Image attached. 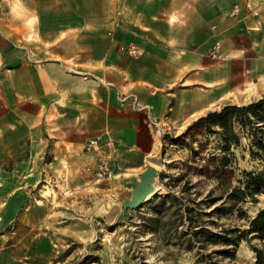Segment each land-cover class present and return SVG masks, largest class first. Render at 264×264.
I'll return each instance as SVG.
<instances>
[{"label":"crops","instance_id":"obj_1","mask_svg":"<svg viewBox=\"0 0 264 264\" xmlns=\"http://www.w3.org/2000/svg\"><path fill=\"white\" fill-rule=\"evenodd\" d=\"M215 41L219 58L207 54ZM126 43L141 53L128 56ZM259 81L264 0H0L7 155L70 123L79 141L99 134L104 155L138 180L156 130L182 126Z\"/></svg>","mask_w":264,"mask_h":264},{"label":"rangeland","instance_id":"obj_2","mask_svg":"<svg viewBox=\"0 0 264 264\" xmlns=\"http://www.w3.org/2000/svg\"><path fill=\"white\" fill-rule=\"evenodd\" d=\"M244 86L211 110L264 96V81ZM198 117L156 130L147 165L159 188L136 207L126 200L140 175L120 172L99 134L79 141L76 125L64 123L67 130L15 154L0 149V264H259L252 247L264 250V239L240 232L264 208V189L255 201L227 198L248 171L264 176V159L250 152V124L236 123L239 143L225 149L217 132L194 124ZM94 137L99 146L88 149Z\"/></svg>","mask_w":264,"mask_h":264},{"label":"trees","instance_id":"obj_3","mask_svg":"<svg viewBox=\"0 0 264 264\" xmlns=\"http://www.w3.org/2000/svg\"><path fill=\"white\" fill-rule=\"evenodd\" d=\"M247 122L250 124L246 130V135L250 139V152L264 159V96L243 105L227 103L219 109L210 110L199 116L194 124L208 131L217 132L224 143V148L227 149L231 144L239 143V134L235 130L236 123L244 128ZM214 126L218 128H213ZM246 175L248 179L244 187L234 186L227 193V198L234 202L233 205L247 198L255 201L254 193L264 189L262 173L248 171ZM251 232L264 239V208L250 219L249 226L240 232V237L246 238ZM252 248L256 255L255 262L264 264V250L256 246Z\"/></svg>","mask_w":264,"mask_h":264},{"label":"water","instance_id":"obj_4","mask_svg":"<svg viewBox=\"0 0 264 264\" xmlns=\"http://www.w3.org/2000/svg\"><path fill=\"white\" fill-rule=\"evenodd\" d=\"M157 174V169L153 165H147L145 169L141 172L139 181L133 190V195L131 199H127V203L130 206H139L142 201L146 199L148 193L154 189L152 182Z\"/></svg>","mask_w":264,"mask_h":264},{"label":"built area","instance_id":"obj_5","mask_svg":"<svg viewBox=\"0 0 264 264\" xmlns=\"http://www.w3.org/2000/svg\"><path fill=\"white\" fill-rule=\"evenodd\" d=\"M237 11H238V8L236 6L232 10V13H237ZM119 47L125 54H127L128 56H131V57L138 56L141 53L140 49L133 43L121 44ZM219 49H220V43H219V41H215V43L213 44L212 47L209 48L207 53L211 57L219 58V57H221ZM98 146H99L98 137H94V138L89 139V141L87 143L88 149H94L95 150L98 148Z\"/></svg>","mask_w":264,"mask_h":264},{"label":"bare ground","instance_id":"obj_6","mask_svg":"<svg viewBox=\"0 0 264 264\" xmlns=\"http://www.w3.org/2000/svg\"><path fill=\"white\" fill-rule=\"evenodd\" d=\"M157 143H158V140L154 143V146L156 147V145H157ZM151 158V157H150ZM154 161V160H153ZM154 164H156V163H154ZM157 165V164H156ZM159 167H160V164H159ZM158 186H155L154 187V191H156V190H158ZM149 194V193H148ZM147 197V196H146Z\"/></svg>","mask_w":264,"mask_h":264}]
</instances>
